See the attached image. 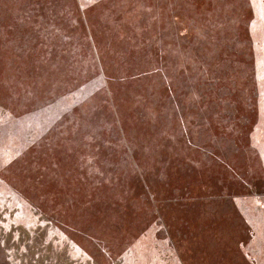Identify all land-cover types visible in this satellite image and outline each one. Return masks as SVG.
<instances>
[{"label": "rangeland", "instance_id": "rangeland-1", "mask_svg": "<svg viewBox=\"0 0 264 264\" xmlns=\"http://www.w3.org/2000/svg\"><path fill=\"white\" fill-rule=\"evenodd\" d=\"M257 1L0 0L8 262L264 264Z\"/></svg>", "mask_w": 264, "mask_h": 264}, {"label": "trees", "instance_id": "trees-1", "mask_svg": "<svg viewBox=\"0 0 264 264\" xmlns=\"http://www.w3.org/2000/svg\"><path fill=\"white\" fill-rule=\"evenodd\" d=\"M255 9H257V11L260 13L261 17H262V24H263V27L261 26L260 24V20L257 18V21L255 23V26L259 27L260 31H259V34H257L255 37H254V40L252 42L249 43L248 47L250 48V45L251 48L255 47V49L259 48L258 46H260L261 48L264 49V0H258L256 2V5H255ZM194 10V9H193ZM257 12V13H258ZM255 43V45H254ZM226 55H228L230 57V59H238V60H241V61H244L247 65H250V63H253L255 60H258L259 61V64H260V61L262 60L259 55H256L254 54L255 56L253 57V61L252 59H245L244 57H241L240 55H236L234 53H226ZM250 56V55H249ZM264 57V56H263ZM264 59V58H263ZM257 64V66L255 65L254 66V63H253V67L248 69L246 68L243 73H245L247 76H245V78L243 79L242 83L243 85L249 89V94H244V99L247 98V100H250V93L252 92H256V94L258 93L259 94V87H258V80L260 79V73L264 72V64L263 65H259ZM239 66L237 67L236 71L239 72ZM235 71H228V70H224L222 72V76L225 78L226 76H228V78L231 76L233 81H235L236 79V76H235ZM254 74V75H253ZM223 84H225V82H223ZM252 99V98H251ZM253 102V101H251ZM257 187L258 186H255V187H250L246 192L247 193H244L246 194V196L248 197L247 194L249 195H254L258 192H254L257 190ZM219 192L218 189L215 188V184L206 192V197H209V198H212V202L213 204L216 203V202H219V195H217V193ZM264 196V195H263ZM226 210V209H225ZM158 227V226H157ZM158 233V228H157V231H156V234ZM242 242V241H241ZM237 253V252H236ZM236 255V254H235ZM246 261H247V264H253L251 259L248 257H246ZM258 260V259H257ZM235 261V260H234ZM255 264H259V262L257 261Z\"/></svg>", "mask_w": 264, "mask_h": 264}, {"label": "flooded vegetation", "instance_id": "flooded-vegetation-1", "mask_svg": "<svg viewBox=\"0 0 264 264\" xmlns=\"http://www.w3.org/2000/svg\"><path fill=\"white\" fill-rule=\"evenodd\" d=\"M9 247H8V245H6V243L3 241V239H2V231H1V229H0V264H11L10 262H8L7 261V256H6V254H5V252L7 251V249H8ZM36 249H37V251H38V256H36L35 257V264H48V263H50V262H45V261H41L40 260V257L42 256V255H44L43 253H41V256L39 255V250H38V247H35ZM40 248V247H39ZM42 258H43V256H42ZM34 262V261H33Z\"/></svg>", "mask_w": 264, "mask_h": 264}]
</instances>
